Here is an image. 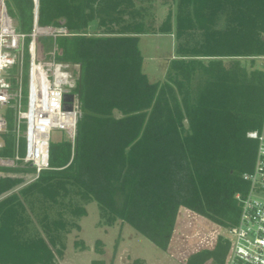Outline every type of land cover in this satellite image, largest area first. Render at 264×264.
I'll return each instance as SVG.
<instances>
[{"label": "trees", "instance_id": "trees-1", "mask_svg": "<svg viewBox=\"0 0 264 264\" xmlns=\"http://www.w3.org/2000/svg\"><path fill=\"white\" fill-rule=\"evenodd\" d=\"M149 1L39 0L38 24L68 31L39 43L79 66L82 116L74 144L66 134L51 142V169L38 179L15 190L24 182L15 174L31 169L0 167V264H56L62 235L81 230L91 202L106 226L121 220L162 251L181 209L221 229L237 224L235 194L247 189L242 174L257 152L248 133L264 113L255 63L264 57V0H178L177 57L157 82L140 49L149 32L137 3ZM5 2L29 32L34 0ZM8 128L3 156L13 155L12 118ZM230 247L219 235L187 264H225Z\"/></svg>", "mask_w": 264, "mask_h": 264}, {"label": "built area", "instance_id": "built-area-1", "mask_svg": "<svg viewBox=\"0 0 264 264\" xmlns=\"http://www.w3.org/2000/svg\"><path fill=\"white\" fill-rule=\"evenodd\" d=\"M34 5L33 25L25 32L9 15L5 0H0V167L31 169L17 174L36 180L51 169L52 132L62 130L74 144L82 111L76 92L79 66L58 60L56 47L46 56L39 43L40 38L56 39L68 31L62 26H40L39 0ZM66 94L74 96L72 110L64 108ZM9 118L13 119V155L3 156ZM248 136L257 141V152L253 169L242 174L247 189L235 194L239 220L217 235L231 244L225 264H264V113L261 128Z\"/></svg>", "mask_w": 264, "mask_h": 264}, {"label": "rangeland", "instance_id": "rangeland-1", "mask_svg": "<svg viewBox=\"0 0 264 264\" xmlns=\"http://www.w3.org/2000/svg\"><path fill=\"white\" fill-rule=\"evenodd\" d=\"M177 6L178 0L137 3L149 32L140 42L143 69L152 82L162 81L170 60L177 57ZM94 30L91 28L89 32ZM255 63L256 68L264 69L261 57H256ZM73 71L77 75L78 68ZM64 137L62 130H54L51 136L52 142H61ZM16 176L24 182L15 190L34 181L29 174ZM86 210L87 215L78 220L81 230L62 235L66 249L62 257L57 255L56 264H135L137 261V264H187L190 255L213 246L217 235L223 232L208 219L181 209L172 243L167 251H162L121 220L114 226H106L96 202L86 205Z\"/></svg>", "mask_w": 264, "mask_h": 264}, {"label": "water", "instance_id": "water-1", "mask_svg": "<svg viewBox=\"0 0 264 264\" xmlns=\"http://www.w3.org/2000/svg\"><path fill=\"white\" fill-rule=\"evenodd\" d=\"M74 99V96L72 94H66L65 95V110H72V104L70 102H72Z\"/></svg>", "mask_w": 264, "mask_h": 264}, {"label": "crops", "instance_id": "crops-1", "mask_svg": "<svg viewBox=\"0 0 264 264\" xmlns=\"http://www.w3.org/2000/svg\"><path fill=\"white\" fill-rule=\"evenodd\" d=\"M2 175H4V173H1V174H0V176H2ZM11 175H12V174H11ZM13 176H14V174H13ZM15 176H16V175H15Z\"/></svg>", "mask_w": 264, "mask_h": 264}]
</instances>
